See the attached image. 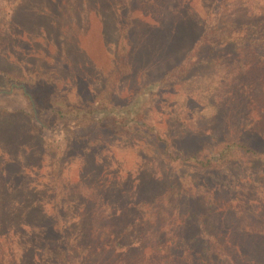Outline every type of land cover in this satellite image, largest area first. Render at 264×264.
Instances as JSON below:
<instances>
[{"label":"rangeland","instance_id":"374dc122","mask_svg":"<svg viewBox=\"0 0 264 264\" xmlns=\"http://www.w3.org/2000/svg\"><path fill=\"white\" fill-rule=\"evenodd\" d=\"M18 1L0 0V60H6L9 46L14 52L9 55V61H13L9 69L27 80L28 90L40 109L54 85L57 96L54 104L114 103L121 108L125 120L130 121L135 113H130L129 108L136 102L141 85L157 80L171 65L185 64L183 49L195 45L197 34L212 15L224 14L223 20L227 22L233 19L230 31L234 35L264 36V0H158V4H155L157 0H64L63 9L57 12L59 26L46 13L48 0H23L19 6ZM125 28L134 46L130 51L132 56L128 55L130 71L122 74L115 87V74L123 70L117 65L116 44L121 34L126 35L121 32ZM237 50L231 45L202 51L195 59L198 62L193 72L177 83L171 82L164 100H158L152 107L153 122L169 134L173 125L174 136L178 138L204 136L220 140L239 135L264 149V52L259 61L248 67L233 61ZM5 64L0 66L6 67ZM218 69H226L223 78H230L232 73L231 79L236 80L234 93L222 99L218 95L204 107L195 97H185L184 80L209 78ZM36 72L41 74L35 77ZM3 79L0 75V85L9 87L11 81ZM30 80L36 82L35 86L31 87ZM219 103L222 107L217 112ZM1 107L28 109L29 104L23 94H0ZM42 111L45 115L50 113L46 108ZM193 114L197 116L193 118ZM83 117L84 113H80L77 118ZM39 118L46 121L44 114ZM137 121L143 120L140 117ZM82 124L51 118L47 125L40 126L35 119L20 113L3 117L0 112V264H40L44 259L50 262L44 251L55 239L49 233L46 241L40 243L33 225L39 218L53 213V208L58 210L59 217H64L60 221L70 235L67 241H72L77 253L82 255L92 245L94 224L99 228L98 222L109 212L101 207L102 199L110 205V214L120 217L118 223L124 228L133 222L146 221L150 207L160 200L157 196L161 195V199L169 196L174 199L173 205L178 199L181 206H176L180 211L174 219L181 223L172 229L179 235L178 245L187 251L197 243V236L207 238L201 221L203 209L192 208L190 199H199L206 207L217 201L221 213L218 209L210 211L207 228L219 235L231 227L229 218H234L233 213L247 211L253 202H256L254 209L262 202L264 205V164L248 171L235 164L217 170L224 181L239 180L233 190L219 186L222 184L212 175L201 176L197 170L176 165L181 177L202 183L205 189L197 197L190 189L194 186L191 182L185 181L189 188L184 190L180 178L176 182L166 169L164 181L157 185L162 170L134 168L139 186L132 181L123 193L119 185L110 181V164H100L101 151L96 150L99 135L91 131L85 139L75 137L72 127L75 126L78 135L84 132L79 128ZM109 157L110 149L105 155L107 160ZM217 157L214 161H219ZM178 190L184 191L183 194L172 198ZM129 191L148 199L129 198ZM141 200L147 202L146 207L132 206L133 201ZM221 218L222 225L216 224ZM159 219L166 217L160 214ZM61 226L56 223L52 232L59 233ZM139 230H145V226ZM204 244L207 245L206 241ZM186 260L198 264L193 257L187 256Z\"/></svg>","mask_w":264,"mask_h":264},{"label":"trees","instance_id":"16d2710c","mask_svg":"<svg viewBox=\"0 0 264 264\" xmlns=\"http://www.w3.org/2000/svg\"><path fill=\"white\" fill-rule=\"evenodd\" d=\"M22 1H18V6ZM248 1L250 2V0ZM63 4L64 0H48L46 4V13L49 18L52 17L54 19L57 26H59L58 21L60 18L57 12L63 9ZM155 4H158V0ZM262 12L263 10L260 13ZM14 14H12V18ZM212 16L202 32L197 34L195 45H191L189 49L187 47L183 49L186 54L185 64L171 65L163 71L162 76L157 77V80L155 79L151 83L141 85L136 95V102L131 104L129 108L130 113H135V116L130 121L125 120V116L121 114V108L114 103L107 105L106 102L101 101L99 103H71L63 101L61 104H54L57 98L53 91L54 85L51 86L52 91L44 97L45 101L42 103L45 106L40 109L37 106L35 96L28 90L30 86L27 80L21 75H15L17 73L16 70L12 71L9 69L13 67L11 64L13 61H9V55L14 53L9 46L6 47L8 54L6 60H0L1 65L6 63V67L0 66V75L4 77L3 80L11 81V83L7 88L0 85V94L2 96L16 93L23 94L27 99L29 108L16 107L12 109L1 107L0 112L3 117L10 116L13 112L20 113L27 118L35 119L40 126L47 125L51 118L61 122L67 120L74 124L75 122H83L79 128H82L84 132L78 135H76L75 126L72 127L75 137L85 139V136L91 131L96 136L99 135L96 142V150L101 151L98 154L101 160L100 164H104V166L110 164V181H114L119 185L123 193H126L130 182L135 181L137 183L135 180L137 172L134 168H150L152 171L162 170L160 180L156 183L157 185L164 181L162 176L165 172L164 169H166L168 175H172L176 182L180 178L184 190L189 188L185 181L191 182V185L194 186L190 189H193V195L197 197L199 192L205 189L202 183H197L196 179L189 178L186 180L181 177V170H178L176 165L183 169L191 168L197 170L201 176L212 175L218 184L224 185L219 186L233 190L239 180L234 178L224 181L218 176L216 171L223 167L228 169L234 164L246 171L254 167L263 166L261 165L264 164L263 148H259L258 144H254L239 135L231 137L223 135L224 139L220 140L217 138L209 139L204 136L178 138L174 136L176 131L173 125H171L172 134H169V131L165 130L163 126L156 121L153 122L154 119L151 117L152 107L158 100H164V93L172 87L171 82L177 83L181 78L187 77L192 73L198 62L195 59L208 47L213 50L215 47L228 48L232 45L238 49V54H235L233 61L243 63L248 67L253 66L261 58V54L264 52V36L234 35L230 31L234 23L233 19L227 22L223 20L224 14H214ZM125 29H122L121 32L126 33V35L121 34L116 44L117 65H119L121 70L123 68L125 71L119 70L115 74V87L118 86L117 81L122 77V74H129L130 71L128 67L131 63L128 62V55L132 56L130 51H132L134 46L131 39L128 38V30L126 29L125 31ZM2 34L6 36L5 33ZM62 51H64L63 46ZM194 55H196L195 58H193ZM225 70L218 69L209 78L184 80L183 82L186 85L185 97H195L201 101L204 107L206 104L213 103L218 95L222 96V99L224 96L226 98L227 95L234 93L233 89L236 80L231 79L232 73L229 74L230 78H223L226 74H224ZM40 74L36 72L34 76L36 77ZM35 84L36 82L32 81L31 87L35 86ZM181 103V106L185 109L184 103ZM221 107L222 103L216 105V111L219 112ZM43 108H46L50 113L45 115V112L42 111ZM196 110L197 108L194 109V113L197 112ZM80 113H84L83 119L77 118ZM42 114H44L48 123L40 121L39 115L41 116ZM196 116L193 114V118ZM140 117L143 120L142 122L137 121V118ZM168 130H170V127ZM109 149L110 157L107 160L105 155L108 154ZM125 153H131V156H126ZM216 156H218L219 161H214ZM175 169L179 172H173ZM137 180L139 183L140 179ZM138 183L136 187L139 186ZM182 190H178L179 192L173 194L172 198L183 194L184 191ZM161 197V195L156 197V199L160 200H157L156 204L150 207L149 216L145 215L146 221H141L139 224L133 222L132 225L130 223L125 228L118 223L119 216L110 214L111 208L108 203L103 202L105 199H100L102 201L100 202L102 204L101 207L105 210L109 209V212L105 213L102 221L98 222L99 228H96L97 223L94 224L91 232L92 245L82 255L77 253L76 248L71 244L72 241H67L70 235L67 233V229L65 230L64 226H61L62 221H60V219L64 218L61 214L62 207L59 206L62 218L59 217L58 210L56 211L53 208V213L49 212L39 218L33 225V229H37L35 237L38 236L40 243L46 241V236L49 233L55 239L54 243H47L48 245L44 251L49 255L50 262L44 259L45 261L42 262L41 260L40 264H189L186 260L187 256L195 258L198 264H264L263 202L255 209L256 202H253L251 208L247 209V211L239 210L233 213L232 216L234 218H229L231 227L226 233L219 235L212 229L207 228L210 211L218 209L217 201L206 207L203 201L190 199L192 208L201 207L203 209L201 221H203L202 226H204L207 238L203 239L197 236V243L187 251L178 245L177 237L179 235L172 229V227H177L181 223L174 219V216L177 217L180 211L176 206H181V204L176 199L174 206V199H169V196H165V199H161ZM129 198L148 199L143 195H133L131 191H129ZM181 200L183 201L184 199ZM131 204L132 206L139 205V207L147 206V202L143 200L139 202L133 201ZM224 209H229V207ZM170 210L174 213L171 214ZM219 212L221 213V211ZM160 214L166 219L160 220ZM220 216L223 215L219 214ZM219 220L216 224L222 225L223 218ZM56 223H59L62 228L57 234L52 232V227ZM36 224L38 225L36 226ZM142 226H145V230H139ZM205 241L208 246L204 244Z\"/></svg>","mask_w":264,"mask_h":264}]
</instances>
